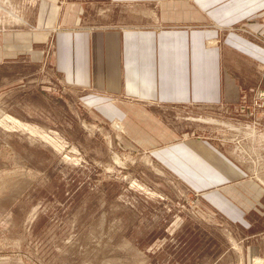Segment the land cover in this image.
I'll return each mask as SVG.
<instances>
[{
  "label": "rangeland",
  "instance_id": "obj_1",
  "mask_svg": "<svg viewBox=\"0 0 264 264\" xmlns=\"http://www.w3.org/2000/svg\"><path fill=\"white\" fill-rule=\"evenodd\" d=\"M3 3L0 31L33 29L10 16L27 22L29 11H3ZM255 39L264 45V26ZM43 49L40 63L24 54L0 62V264H264V209L239 223L215 202L221 194L247 205L253 190L244 182L264 186V85L234 105L152 109L175 131L174 144L203 146L209 174L223 172L224 161L244 173L196 187L150 141L131 137L136 116L117 130L125 121L88 103L55 70L53 46Z\"/></svg>",
  "mask_w": 264,
  "mask_h": 264
},
{
  "label": "crops",
  "instance_id": "obj_2",
  "mask_svg": "<svg viewBox=\"0 0 264 264\" xmlns=\"http://www.w3.org/2000/svg\"><path fill=\"white\" fill-rule=\"evenodd\" d=\"M3 4V11L8 6L29 11L27 22L22 14L10 16L33 29L0 31V62L24 54L40 63L43 46L50 44L55 70L70 85L82 88L95 109H114L115 119L125 121H116L123 131L129 118L136 116L131 137L150 141L154 154L166 156L167 165L184 180L196 187H214L244 175L226 161L223 172L215 168L209 174L203 168V146L193 140L174 144L175 131L152 109L234 105L244 91L264 85V45L255 39L264 26V0H4ZM238 26L245 32L235 31ZM121 101L127 109H120ZM140 122L155 126L145 131ZM166 138L168 145L163 147ZM193 147L198 151L184 154ZM246 182L253 190L247 205L221 194L215 201L227 218L239 223L251 211L264 209V186L252 178Z\"/></svg>",
  "mask_w": 264,
  "mask_h": 264
},
{
  "label": "bare ground",
  "instance_id": "obj_3",
  "mask_svg": "<svg viewBox=\"0 0 264 264\" xmlns=\"http://www.w3.org/2000/svg\"><path fill=\"white\" fill-rule=\"evenodd\" d=\"M115 128L117 129V130H120V131H123L124 129H123V126L120 124L119 125V123H115Z\"/></svg>",
  "mask_w": 264,
  "mask_h": 264
}]
</instances>
